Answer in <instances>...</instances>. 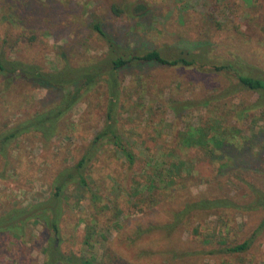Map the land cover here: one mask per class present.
<instances>
[{
	"label": "rangeland",
	"instance_id": "rangeland-1",
	"mask_svg": "<svg viewBox=\"0 0 264 264\" xmlns=\"http://www.w3.org/2000/svg\"><path fill=\"white\" fill-rule=\"evenodd\" d=\"M20 1L28 0H0L3 61L18 60L52 74L66 60L73 67L99 62L110 50L93 22L128 51L158 50L167 58L196 60L191 67L134 62L119 71L113 123L136 162L130 167L116 147L99 143L88 186L71 183L63 193L61 250L97 262L109 257L115 264H264V211L193 212L177 219L189 198L203 194L247 203L250 192L238 178L264 188V154L253 169L243 166L248 159L233 164L207 155L215 127L239 146L245 137L264 135V105L253 106L260 95L239 87L234 72L214 71L232 63L264 79V0H33L39 8L32 30L11 18ZM114 6L123 14H114ZM63 94L20 80L7 86L0 77V131L49 109ZM109 106V86L101 80L63 117L51 140L30 133L13 141L8 176L0 179V215L48 199L56 176L76 165L106 127ZM200 128L213 140L211 147L189 143L200 139ZM171 162L185 165L175 173V183L167 184ZM4 167L0 156V170ZM147 181L156 182L155 203L147 199ZM31 224L22 239H0V264H44L48 237L42 223ZM247 241L248 250L227 251Z\"/></svg>",
	"mask_w": 264,
	"mask_h": 264
},
{
	"label": "trees",
	"instance_id": "trees-1",
	"mask_svg": "<svg viewBox=\"0 0 264 264\" xmlns=\"http://www.w3.org/2000/svg\"><path fill=\"white\" fill-rule=\"evenodd\" d=\"M26 3L15 4V15L11 18L17 20L16 23L26 29L32 30L33 26L38 22L35 20L38 13V6L33 4V0L24 1ZM50 7V6H49ZM48 7V8H49ZM53 9V8H52ZM112 11L116 15H122L121 8L114 6ZM41 12V11H40ZM14 21V20H13ZM93 30L97 32L104 41H106L109 47V55L94 63H88L84 66L73 67L66 60L62 70L59 73L44 72L35 65L25 64L18 60L3 61L0 58V77L3 82L9 86L20 82L32 83L38 87H43L51 90L64 91L63 96L57 104L50 107L47 110L36 112L33 115H29L22 118L13 125L6 126L0 131V156L5 160V167L0 170V179H4L8 176V149L13 141L17 140L23 135L30 133H37L45 141L51 140L60 131V123L64 116L76 106L82 98L101 80H106L109 86L110 94V106L108 113V122L106 127L100 134L97 135L94 141L89 144L88 152L83 158L74 166L68 167L60 172L53 184V190L51 188V196L43 202L27 207L14 208L13 210L0 215V239L4 235H9L14 239H22L24 237V229L30 227L31 222L34 224H41L44 227L43 232L48 239L46 240V260L44 264H115L109 257L97 262L94 258H88L87 255H77L74 253H65L61 250V220L64 215V195L68 186L71 183L87 187V171L89 163L99 150V143L105 142L116 147L127 159L128 164L132 167L136 162V154H134L131 146L123 141V138L118 134L113 123V116L117 109L121 81L119 79V71L128 67L129 65H142L146 64H158L162 66L170 67H191L196 64L195 59H188L186 56H179L178 58H167L158 50H152L141 54V51L132 49H124L118 43V40L106 33L102 25L98 22L91 24ZM51 30V27L48 30ZM35 37H31L34 39ZM214 71L218 73H232L234 72L238 81L239 87L258 93L260 100L253 106L255 108L264 105L261 103V99L264 98V79L254 78L240 72L232 63L223 64L221 66H215ZM218 127V126H217ZM213 129L214 144L211 147L212 139L206 133L204 128L199 129L200 139L195 142H190L193 145H200L202 148H209L208 156H212L216 162L226 161L228 158L233 161V164L238 163L240 159H248L243 166L249 164L253 169L257 162L260 165V160L256 159L258 156L264 154V148H261L264 142V135L258 134L254 137H245L242 144L239 146L232 139H228L227 133L222 132L220 128ZM206 133V134H205ZM195 137V136H193ZM186 141V137L184 138ZM194 139V138H193ZM208 139V140H207ZM210 139V140H209ZM188 141V140H187ZM98 147V148H97ZM259 147L260 150L256 151ZM184 162H171L170 167L167 170L168 183L174 184L178 176L175 173H179ZM227 164H223L225 166ZM14 174L16 171L11 169ZM180 170V171H179ZM242 183L247 184L249 194L244 199H250L243 202L244 205L237 199L231 196H217L207 197L204 194L189 198L184 204L183 209L178 212L177 219L181 220L186 215L193 212H217L221 210H242V211H264V188L257 185L254 180H246L238 178ZM166 182V181H165ZM144 186L145 190L151 189V196H148V201L155 203L156 199L152 196L153 192L157 189L155 187V181H147ZM140 184L138 191L142 190ZM145 192V191H144ZM264 226V220L262 222ZM250 242L247 241L241 245L233 248H228L227 251L231 253H241L249 249ZM0 253V257H2ZM22 261L17 260L15 264H22Z\"/></svg>",
	"mask_w": 264,
	"mask_h": 264
}]
</instances>
